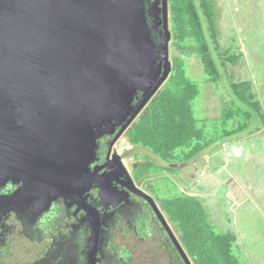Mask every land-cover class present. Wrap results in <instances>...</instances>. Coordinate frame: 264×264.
I'll return each instance as SVG.
<instances>
[{"label": "water", "instance_id": "95a60500", "mask_svg": "<svg viewBox=\"0 0 264 264\" xmlns=\"http://www.w3.org/2000/svg\"><path fill=\"white\" fill-rule=\"evenodd\" d=\"M146 1L0 0V218L15 204L34 213L49 212L61 198L81 205L91 189L114 206L132 194L93 166L101 138L122 128L120 139L172 75L168 0L150 8ZM140 93L145 99L136 108ZM11 182L22 190L3 195ZM93 222L90 264L101 236Z\"/></svg>", "mask_w": 264, "mask_h": 264}, {"label": "rangeland", "instance_id": "374dc122", "mask_svg": "<svg viewBox=\"0 0 264 264\" xmlns=\"http://www.w3.org/2000/svg\"><path fill=\"white\" fill-rule=\"evenodd\" d=\"M214 1L219 29L217 42L222 53L229 51L238 61L226 64L225 70H222L223 82L216 85L207 83L208 75L199 58L185 57L187 76L200 89V96L192 107L193 117L200 122L206 138L210 140L219 137L225 115L238 111L230 95V84L252 82L257 101L264 110V0ZM176 55L179 56V53L172 41V65ZM256 128H260L261 132L252 135L249 130L225 142L218 141L189 163L184 161L182 153L177 154V166L189 165L183 169L169 171L167 164L149 150L146 154L152 156L159 167L147 158L136 157V163L141 168L137 172L143 176L146 190L153 187L158 209L182 247L184 244L175 225L165 214L163 201L189 195L203 203L213 225L224 233L235 234L237 243L234 250L242 263L264 264V125ZM125 146L127 143L122 144L121 150ZM128 162L130 167L134 159ZM150 164L152 167L148 172L142 168ZM151 228L152 236L145 231L144 238H141L127 225H121L113 232L117 252L129 251L133 257L132 264H173L176 255L170 251L175 255L172 257L165 249L168 236L164 225L158 221ZM10 241V252L0 258V264H32L50 245L33 242L21 235L19 230L10 237Z\"/></svg>", "mask_w": 264, "mask_h": 264}, {"label": "trees", "instance_id": "16d2710c", "mask_svg": "<svg viewBox=\"0 0 264 264\" xmlns=\"http://www.w3.org/2000/svg\"><path fill=\"white\" fill-rule=\"evenodd\" d=\"M170 6L171 32L179 56L174 57L170 80L129 134L131 145L151 151L167 165L175 164L179 153L189 163L218 141L225 142L249 130L252 135L260 133L261 129L256 127L264 125V110L257 101L253 83H232L228 87L238 111L225 115L218 138H206L205 130L193 117L192 107L200 96V89L187 76L185 57L199 58L208 75L207 83L216 85L223 82L222 70L226 64H235L238 58L229 51L222 53L217 42L219 29L214 0H170ZM151 167V164L142 166L147 172ZM163 208L193 264H244L234 250L235 234L224 233L213 225L198 198L189 195L169 198L163 201ZM176 256L182 259L178 252Z\"/></svg>", "mask_w": 264, "mask_h": 264}, {"label": "flooded vegetation", "instance_id": "af4514ba", "mask_svg": "<svg viewBox=\"0 0 264 264\" xmlns=\"http://www.w3.org/2000/svg\"><path fill=\"white\" fill-rule=\"evenodd\" d=\"M154 2L156 3L157 0H147V7L150 8ZM160 2L163 6V0H160ZM168 10L169 26L172 30L170 0H168ZM160 18L163 17L160 16ZM152 21L161 23L157 16ZM162 29H164L163 23L157 29V34ZM144 99L143 94L140 93L136 98L135 107H140ZM148 108L139 115L133 126L120 139L117 138L122 128H117L116 133L113 135H105L101 138L97 155L98 160L93 166L94 171L97 168L102 169L98 176L105 175L108 180H113V186L119 192L129 193L131 191L132 194L129 198L117 206H114L116 202L114 203L113 200L104 204L102 203L100 189H91L81 205L76 204L78 200L61 198L54 202L49 212L45 213H34L31 210L32 207L26 209L22 204L11 205L6 208L0 218V258L9 254V247L12 244L10 237L16 235L19 230L21 235L26 236L33 242L50 243L39 254L37 261L32 264H90L93 221L98 220L101 236L97 255L94 258L95 264L133 263V257L129 251L117 252L118 248L114 243L113 232L119 229L121 225H127L131 231L132 229L135 231L136 235L144 238L145 231L148 234L151 232L149 235L152 236V224L160 221L153 207L154 204L157 206L153 196V187L146 190V183L143 178L139 177L137 172L141 168L139 169V165L136 163V157L147 158L151 161V164L156 167L159 166L155 164V159L152 156L146 154L148 152L146 149L134 147L129 140L131 129L142 118ZM124 143H127V146L124 150H121ZM133 153L136 155H132ZM132 159H134V163L129 167L128 161ZM22 187L23 184L11 182L2 190V194L11 196L21 191ZM137 189H141L140 193L147 194L146 196L150 199L137 194ZM92 208L96 210V214L94 213L95 215L93 214L94 216L91 217L89 214L92 212ZM164 232L168 236L165 249L169 250L170 255H172L170 251L177 255L176 247L169 234L166 230ZM175 255L173 254L172 257H175ZM177 260L176 256L173 259V264L177 263ZM182 261L184 260H178L179 264H183ZM184 263L186 264L185 261Z\"/></svg>", "mask_w": 264, "mask_h": 264}, {"label": "clouds", "instance_id": "9594fccd", "mask_svg": "<svg viewBox=\"0 0 264 264\" xmlns=\"http://www.w3.org/2000/svg\"><path fill=\"white\" fill-rule=\"evenodd\" d=\"M170 31H171V29H170ZM173 35V34H172ZM170 226V225H169ZM171 228V227H170ZM173 242V241H172ZM174 244V243H173ZM181 245V244H180ZM175 246V245H174ZM176 247V246H175ZM183 248V247H182ZM177 249V248H176ZM184 249V248H183ZM185 251V250H184ZM178 253L180 254V252L178 251ZM186 253V252H185ZM187 255V254H186ZM180 256L182 257V255L180 254ZM188 256V255H187ZM182 259L184 260V258L182 257ZM188 259H189V262H190V264H193L192 263V260L189 258V256H188ZM185 261V260H184ZM186 262V261H185ZM187 264V263H186Z\"/></svg>", "mask_w": 264, "mask_h": 264}]
</instances>
